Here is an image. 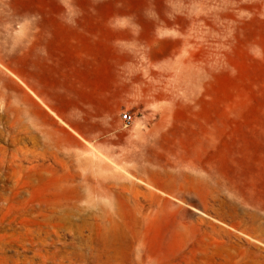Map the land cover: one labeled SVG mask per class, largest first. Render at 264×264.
<instances>
[{
	"label": "rangeland",
	"instance_id": "rangeland-1",
	"mask_svg": "<svg viewBox=\"0 0 264 264\" xmlns=\"http://www.w3.org/2000/svg\"><path fill=\"white\" fill-rule=\"evenodd\" d=\"M89 6L0 0V264H264V0H192L182 75L128 111L122 142L52 143L11 36L34 10Z\"/></svg>",
	"mask_w": 264,
	"mask_h": 264
},
{
	"label": "crops",
	"instance_id": "crops-1",
	"mask_svg": "<svg viewBox=\"0 0 264 264\" xmlns=\"http://www.w3.org/2000/svg\"><path fill=\"white\" fill-rule=\"evenodd\" d=\"M118 1L37 9L11 36L10 74L24 81L32 106L26 118L42 123L52 143L66 136L122 142L114 134L120 112L143 109L146 96L159 102L162 76L182 75L171 64L185 62L193 29L204 22L192 0H157L160 7Z\"/></svg>",
	"mask_w": 264,
	"mask_h": 264
},
{
	"label": "built area",
	"instance_id": "built-area-1",
	"mask_svg": "<svg viewBox=\"0 0 264 264\" xmlns=\"http://www.w3.org/2000/svg\"><path fill=\"white\" fill-rule=\"evenodd\" d=\"M120 127L128 128L132 122V115L128 111H121L119 114Z\"/></svg>",
	"mask_w": 264,
	"mask_h": 264
},
{
	"label": "bare ground",
	"instance_id": "bare-ground-1",
	"mask_svg": "<svg viewBox=\"0 0 264 264\" xmlns=\"http://www.w3.org/2000/svg\"><path fill=\"white\" fill-rule=\"evenodd\" d=\"M70 230H71V229H70ZM72 230H73V229H72ZM74 230H75V229H74ZM76 230H77V229H76ZM78 231H79V230H78ZM78 231H77V232H78ZM79 234H80V233H79ZM76 238H77V237H76ZM80 240H81V239H80ZM77 256H78V255H77ZM79 256H81V254H80ZM70 257H71V255H70Z\"/></svg>",
	"mask_w": 264,
	"mask_h": 264
}]
</instances>
